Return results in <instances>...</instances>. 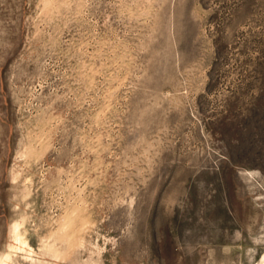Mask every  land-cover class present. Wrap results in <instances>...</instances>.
Listing matches in <instances>:
<instances>
[{"label":"rangeland","instance_id":"rangeland-1","mask_svg":"<svg viewBox=\"0 0 264 264\" xmlns=\"http://www.w3.org/2000/svg\"><path fill=\"white\" fill-rule=\"evenodd\" d=\"M0 264H264V0H0Z\"/></svg>","mask_w":264,"mask_h":264}]
</instances>
